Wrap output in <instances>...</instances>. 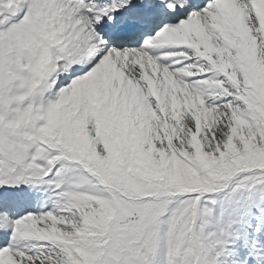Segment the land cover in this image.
I'll return each mask as SVG.
<instances>
[{"label":"snow or ice","instance_id":"1","mask_svg":"<svg viewBox=\"0 0 264 264\" xmlns=\"http://www.w3.org/2000/svg\"><path fill=\"white\" fill-rule=\"evenodd\" d=\"M0 264H264V0H0Z\"/></svg>","mask_w":264,"mask_h":264}]
</instances>
